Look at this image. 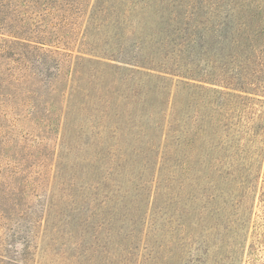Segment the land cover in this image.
Masks as SVG:
<instances>
[{"label":"rangeland","instance_id":"rangeland-1","mask_svg":"<svg viewBox=\"0 0 264 264\" xmlns=\"http://www.w3.org/2000/svg\"><path fill=\"white\" fill-rule=\"evenodd\" d=\"M0 21V235L30 264H264V0H0Z\"/></svg>","mask_w":264,"mask_h":264},{"label":"trees","instance_id":"trees-1","mask_svg":"<svg viewBox=\"0 0 264 264\" xmlns=\"http://www.w3.org/2000/svg\"><path fill=\"white\" fill-rule=\"evenodd\" d=\"M0 25H2L3 31H5V33H7L8 35H10V37H16L13 33L11 32V30L8 28V24H6V22H2L0 21ZM7 25V26H6ZM185 32V38L188 41L186 42V51L187 53L190 51L191 53H196V46L199 44L196 41V39H192L191 36L194 34V32H190V28L188 26H186V28H183ZM226 35V36H225ZM220 38L222 37L219 33ZM223 36L225 37V40L221 42V44H226V46L222 47V52L224 51V49H228L230 51H234V45L236 44V42L238 41L237 38L234 36V31L231 30V32H228L227 30L224 31ZM17 40H14V42L12 41H8V43L11 44H16ZM25 43L22 42V48H25ZM41 47V46H40ZM35 49H39L36 48ZM24 51H27L26 49H24ZM23 56L24 53L22 52ZM33 54V55H32ZM35 55V51L33 50L32 53L30 54L31 58L32 56ZM22 56V55H21ZM24 58H27V56H24ZM135 62H138L137 60H134ZM0 191L2 192L3 196H8L10 194V192L7 190L6 192H4L3 190ZM1 202V201H0ZM14 230V228H13ZM1 233V232H0ZM30 244L29 242H27V240L22 236V237H18L17 234H13V233H7L4 234V232L0 235V264H30L31 262V255L33 254V251L30 250Z\"/></svg>","mask_w":264,"mask_h":264}]
</instances>
